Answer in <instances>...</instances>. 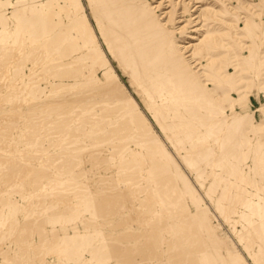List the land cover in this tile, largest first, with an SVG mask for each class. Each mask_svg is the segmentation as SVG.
Returning <instances> with one entry per match:
<instances>
[{"label": "rangeland", "instance_id": "obj_1", "mask_svg": "<svg viewBox=\"0 0 264 264\" xmlns=\"http://www.w3.org/2000/svg\"><path fill=\"white\" fill-rule=\"evenodd\" d=\"M0 264H264V0H0Z\"/></svg>", "mask_w": 264, "mask_h": 264}]
</instances>
